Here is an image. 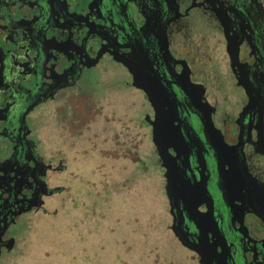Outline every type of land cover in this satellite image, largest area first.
<instances>
[{"label": "flooded vegetation", "instance_id": "1", "mask_svg": "<svg viewBox=\"0 0 264 264\" xmlns=\"http://www.w3.org/2000/svg\"><path fill=\"white\" fill-rule=\"evenodd\" d=\"M98 166L155 177L147 264H264V0H0V264Z\"/></svg>", "mask_w": 264, "mask_h": 264}, {"label": "rangeland", "instance_id": "2", "mask_svg": "<svg viewBox=\"0 0 264 264\" xmlns=\"http://www.w3.org/2000/svg\"><path fill=\"white\" fill-rule=\"evenodd\" d=\"M135 111L130 108L129 127L124 126L123 130L129 132L130 145L137 147L134 140L138 128L132 121ZM118 143V140L113 144L99 140L96 146L107 155L112 148L117 149ZM130 155L136 161L138 154ZM103 162L106 164V160ZM99 167L96 174H83L71 182L75 199L71 208L76 210L66 216L74 215L76 220L70 222L65 218L55 224V219L49 218L33 228L24 253L26 258L33 256V264H142L143 258L147 264L155 256L149 249L160 241V222L166 208L164 199L154 191L155 177L146 174L145 191L139 185L129 186L123 189L125 193L130 190V196L122 197L114 190L109 193L106 185L113 182L114 188L120 191L127 181L125 172L118 170L111 175L105 167ZM114 197L111 204L110 199ZM80 221L81 225L76 228ZM49 224L53 226L48 230Z\"/></svg>", "mask_w": 264, "mask_h": 264}, {"label": "water", "instance_id": "3", "mask_svg": "<svg viewBox=\"0 0 264 264\" xmlns=\"http://www.w3.org/2000/svg\"><path fill=\"white\" fill-rule=\"evenodd\" d=\"M168 195H170V193H167Z\"/></svg>", "mask_w": 264, "mask_h": 264}, {"label": "trees", "instance_id": "4", "mask_svg": "<svg viewBox=\"0 0 264 264\" xmlns=\"http://www.w3.org/2000/svg\"><path fill=\"white\" fill-rule=\"evenodd\" d=\"M106 192V191H105Z\"/></svg>", "mask_w": 264, "mask_h": 264}]
</instances>
